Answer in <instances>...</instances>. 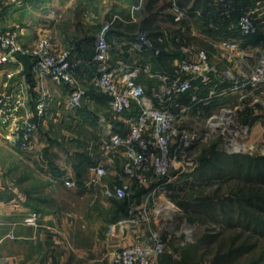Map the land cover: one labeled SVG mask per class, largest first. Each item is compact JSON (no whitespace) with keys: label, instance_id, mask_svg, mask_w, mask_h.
Instances as JSON below:
<instances>
[{"label":"rangeland","instance_id":"obj_1","mask_svg":"<svg viewBox=\"0 0 264 264\" xmlns=\"http://www.w3.org/2000/svg\"><path fill=\"white\" fill-rule=\"evenodd\" d=\"M8 1L12 0H0L2 3ZM172 7L171 0H108L107 5L98 6L97 16L92 17L91 9L79 3L75 12L72 7L65 12V19L59 20L58 28L69 33V28L74 25L80 35L74 43L60 46L69 49L73 58V48L76 50L79 44L80 49L89 52L94 35L104 28L109 43L108 33L115 39L122 35L128 40L142 32L146 33L151 43V48L144 46V51L153 56L158 51L155 57L163 58L167 67L169 54L182 58L192 49L206 52L210 49L215 53V63L220 64L219 42L224 35L231 36V33L225 34L223 28L199 27V33L192 35L188 27H198L199 17L195 13H189L188 17L186 12L180 26L175 27ZM79 9L85 10L79 14ZM72 17L76 21H71ZM181 26L187 28L182 29ZM0 30L9 31L1 27ZM175 33L178 35L176 41ZM236 35L239 36V32ZM206 36L208 38L204 39ZM41 39L47 38L39 37L29 47L18 38L17 43L24 50H30ZM258 42L257 39L260 46ZM6 54L5 51L1 57ZM231 66L227 65V71H232ZM11 68L22 69L19 65H12ZM238 72L237 75H241L242 72ZM75 76L74 86L85 92L89 85L93 92H98L90 82L88 85L81 84ZM231 85V82L227 83L226 94L213 97L210 103H197L182 114L178 132L173 135V147H179L178 157L173 162L168 182L158 181L161 187L149 199L146 187L133 188V192L125 198L104 193L106 186H115L120 182L118 162L113 166L112 163L107 164V172L97 185L87 184L86 171L91 162H88L81 177H77L76 166L81 157L87 162L92 150L106 151L102 144L108 136V127L113 130L120 128L122 122L118 115H123L114 114L106 103L85 102V95L81 106L97 113L99 118L103 115L106 120L110 119V124L105 126L98 117L94 122L91 113L86 120L70 123L79 112L68 106V97V108L65 103H46L45 114L38 122L35 121L39 123L38 128L25 148L14 144L0 130V173L14 181L35 208L66 217L62 220L65 224L76 222L81 228L97 225L102 236L113 239L121 226L116 222L126 220L133 212L137 215L143 213L148 218V227L161 233L165 239L169 238L176 247L183 245L182 252L191 262L264 264V209L255 206L256 197L264 196V174L256 167L257 157L264 156V91L247 93L244 90L245 93L241 94ZM151 92L144 89L143 96L152 97ZM181 101L186 100L181 98ZM132 109L135 110V107ZM23 110L24 107L20 110L19 120H28L22 116ZM57 111L61 118L48 121V117H55ZM34 112L36 114V109ZM180 130L188 133V145L181 140ZM233 143H251L252 146L235 150ZM110 151L120 154L123 160L124 147ZM49 161L64 169L61 176L52 174ZM260 162L259 165L264 167V163ZM74 213L77 217L72 215ZM79 215L82 217L80 222Z\"/></svg>","mask_w":264,"mask_h":264},{"label":"crops","instance_id":"obj_2","mask_svg":"<svg viewBox=\"0 0 264 264\" xmlns=\"http://www.w3.org/2000/svg\"><path fill=\"white\" fill-rule=\"evenodd\" d=\"M258 1L234 0L236 9L229 16H225L217 12V4L214 0H171L173 4L172 8L174 9L175 27L180 26L179 23L182 22L187 12L188 17H190L189 13H195L199 17L198 27L194 25H189L188 27L192 35L199 33L197 29L199 27L223 28L225 29V34L231 33V36L224 35L223 39L219 42V58L222 60L220 64L215 63V53L211 52L208 48V50L206 49L210 65L213 69L214 80L210 87L213 93L209 94V88L201 87L198 83H195L190 93L180 98H175L174 102L187 103L189 94H196L199 97V102L197 103H210L213 97L217 98L220 95L226 94V85L232 79L247 75L248 70L256 63L258 51L262 47V44H264V33L260 31L256 35L242 38L240 35H236V33L238 34L236 22L241 10L246 7L255 6ZM0 3L3 5L0 7V27L2 29L8 28L15 32L19 41L26 47H29L31 42L34 43L35 39L46 37L52 44V47L55 46L53 49L60 50L63 49L60 45L74 43L80 35L79 32L76 33L77 30L74 25L69 28V33L59 30L58 22L65 19V12H68V9L71 7L74 10L73 12H75L76 5L80 3L89 7L92 17H96L98 6L100 8L105 3L107 5L108 0H12ZM175 8L183 12L180 19L175 18L177 15ZM79 10V14H81L85 9ZM70 20L76 21L74 17ZM185 27L181 26L182 29ZM96 34L94 35V39ZM177 36L176 39L174 38V41L178 40ZM206 38L208 36L204 39ZM94 39L91 40L92 45L89 52L80 49L78 47L79 44L76 50L73 48L74 52L72 51L74 58L79 60L76 75L81 84L84 85H88L90 82L95 68L92 64ZM108 39L111 46L109 60L112 64L148 65L149 71L140 73L136 77V80L149 92L161 91L163 86L168 82V78L171 77L177 63L183 58H192L194 56V49H192L190 54H181L182 58L171 53L169 54L170 62H168L169 65L167 67L166 63L164 64L163 58L158 59L155 57L156 54H159L158 51L157 53L155 52L154 56L152 54L147 55V51H144L146 50L145 47L135 49L130 46V42L137 39V36L134 39L128 38L126 40L121 35L115 39L112 37V34L108 33ZM257 39L261 47L257 45ZM232 42L237 45L235 47L227 46L228 43ZM182 50L186 49L182 48ZM5 51V48L0 45V57ZM228 64L232 65V71H227ZM12 65H19L21 67L16 58L7 64L0 62V79L2 78L4 69L10 68ZM244 65H246L245 68H242ZM238 70L242 72L241 75H237L239 73ZM244 70L245 72L243 73ZM151 74L152 76H149ZM21 79L24 81L27 92L26 105L21 113L24 118L34 121L33 119L36 115L34 112L35 103L41 91L46 93V103H65V107L68 108L66 99L70 90L69 85L64 83L57 84L49 76L38 77L34 73H32L30 79L22 73ZM245 91L247 93L255 92L250 90ZM238 92L241 94L245 93L244 90H238ZM84 93L85 102L106 103L109 108V100L105 98L103 102L99 98H95L93 96V89L89 85ZM181 98H185L186 101H181ZM143 99L144 102L151 104L159 102L157 98L148 96H144ZM87 111L94 115V122H97V113L94 114L89 110ZM136 114L137 112L132 110L125 112L123 115H118L119 120L122 122L121 127L119 125L120 128L115 130L108 127L107 133L125 129L129 125V122L135 118ZM84 116L82 113H77L73 116L74 119L70 123H73L74 120L76 122L82 121ZM101 117L98 118L105 126L108 123L110 124V119L106 120L103 115ZM56 118H61L58 111L55 117H52V115L48 117V121ZM89 158L91 165L101 161L110 163V165L112 163L111 166H113L114 163L118 162L120 166L118 173L122 172V156L114 154V151H110L109 153V151L94 149L89 153ZM60 169L63 173L64 169L61 167ZM86 172V177L88 178L89 170L87 169ZM72 215L76 216L75 213ZM63 219H66V217L62 214L47 209L35 208L24 192L16 186L14 181L6 179L0 173V264H110L111 252L115 247L119 248L135 242L146 241L151 238L154 231L143 220L127 222L121 224L116 231V237L110 239L101 235L97 225H88L87 228H81V225L78 226L76 222L74 224L73 222L65 224L62 222ZM81 220L82 217L79 215V222ZM116 223H120V221ZM161 238L165 241V248L157 256L155 264H197L189 261L184 256L181 249L183 245L180 244L176 247L172 244V241L170 243L169 238L165 239L163 235H161Z\"/></svg>","mask_w":264,"mask_h":264},{"label":"built area","instance_id":"obj_3","mask_svg":"<svg viewBox=\"0 0 264 264\" xmlns=\"http://www.w3.org/2000/svg\"><path fill=\"white\" fill-rule=\"evenodd\" d=\"M214 1L220 15L229 16L236 9L234 0ZM175 11V18L180 19L183 12L176 8ZM236 28L242 38L256 35L260 31L264 33V0L241 10ZM105 29L97 33L94 39L92 64L95 68L90 83L98 92L109 97V108L114 114L132 111V107H135L137 114L125 129L111 132L103 140L102 145L106 151L124 147L120 182L112 187L106 186L104 193L107 196L125 198L133 192V188L146 187V196L149 199L161 187L158 181L168 182L171 167L178 157L179 147H173V135L178 132L177 126L182 114L199 102L196 94H189L187 103H176L174 99L190 93L195 83L210 89L214 80L213 69L206 51H194L192 58H183L177 63L161 91L151 92L152 97L157 98L159 102L146 103L143 99L144 88L136 77L149 71L148 65L112 64L109 60L110 43ZM17 42L13 31L0 30V43L7 53L0 58L1 63L14 61L15 57L10 56L13 51L25 52L31 58L32 73L49 76L57 84L69 85L71 88L67 104L74 109L79 107L84 91L74 86L79 60L71 57V51L53 49L47 39L37 41L30 50H24ZM131 45L135 49L151 47L146 33L142 32L138 34L137 39L131 41ZM236 45L234 42L227 44L229 47ZM0 80V129L14 144L18 143L25 148L37 130L38 123L29 119L19 120L20 110L26 104V88L21 79V68H6ZM231 84L235 90L264 91V44L258 51L256 63L247 75L235 77ZM208 93L212 94L213 90L210 89ZM45 95L46 93L41 91L35 103L38 117L43 116L46 108ZM180 131L181 140H185L187 144L188 133L185 130ZM107 164L110 163L99 161L90 165L87 184H99L107 172ZM139 220L149 223L145 214L137 215L133 212L120 224ZM164 248L165 241L160 233L153 232L151 238L146 241L114 249L111 252L110 264H155L157 256Z\"/></svg>","mask_w":264,"mask_h":264},{"label":"trees","instance_id":"obj_4","mask_svg":"<svg viewBox=\"0 0 264 264\" xmlns=\"http://www.w3.org/2000/svg\"><path fill=\"white\" fill-rule=\"evenodd\" d=\"M32 77V74L30 75V76H27V78L28 79H30ZM93 96L95 97V98H99L101 101H105V98L107 99V100H109V97L108 96H106V95H104V94H102V93H100V92H93ZM37 99H38V96H37ZM76 110H78V112L79 113H82V114H84L85 116H84V118H83V120H86V116L88 115V114H90L87 110H86V108L85 107H82L81 105L79 106V107H77L76 108ZM44 114H45V111H44ZM44 114H43V116H44ZM38 116L36 115L35 116V119H34V121H39L38 119L40 118V117H38ZM42 117V116H41ZM38 125H39V123H38ZM84 158H82L81 157V162L78 164V166H76L77 168H76V171H77V177H81V175H82V173L84 172V170L86 169V167L88 166V162H91L90 160L89 161H87V162H84ZM256 160H258L257 161V168H258V170H259V172H261V174H264V167H261V164L259 165V163L258 162H262V163H264V156H260V157H257V159ZM260 162V163H261ZM49 168H50V171L52 172V174L55 176V177H57V176H61V173H62V171H61V169L59 168V167H57V165H55V163L53 162V161H49ZM138 189V188H137ZM257 199H255V206H257L258 208H261V209H264V196H258V197H256Z\"/></svg>","mask_w":264,"mask_h":264},{"label":"water","instance_id":"obj_5","mask_svg":"<svg viewBox=\"0 0 264 264\" xmlns=\"http://www.w3.org/2000/svg\"><path fill=\"white\" fill-rule=\"evenodd\" d=\"M10 56L15 57L21 64L22 72L25 76H30L32 74V61L25 52L13 51Z\"/></svg>","mask_w":264,"mask_h":264},{"label":"bare ground","instance_id":"obj_6","mask_svg":"<svg viewBox=\"0 0 264 264\" xmlns=\"http://www.w3.org/2000/svg\"><path fill=\"white\" fill-rule=\"evenodd\" d=\"M215 124H216V123H215ZM213 125H214V124H213ZM232 146H233V149L238 150V149H240V148L245 149L246 147H251L252 144H251V143H242V144H236V143H233Z\"/></svg>","mask_w":264,"mask_h":264}]
</instances>
